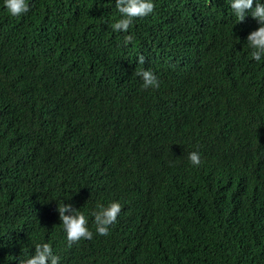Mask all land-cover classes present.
Segmentation results:
<instances>
[{
  "label": "trees",
  "instance_id": "trees-1",
  "mask_svg": "<svg viewBox=\"0 0 264 264\" xmlns=\"http://www.w3.org/2000/svg\"><path fill=\"white\" fill-rule=\"evenodd\" d=\"M28 2L14 18L0 0V264L37 243L60 264H264L251 14L239 23L231 0H154L117 33L116 0ZM137 69L159 89L143 90ZM114 201L118 220L99 236L91 213ZM61 203L86 216L91 240L67 247Z\"/></svg>",
  "mask_w": 264,
  "mask_h": 264
},
{
  "label": "clouds",
  "instance_id": "clouds-1",
  "mask_svg": "<svg viewBox=\"0 0 264 264\" xmlns=\"http://www.w3.org/2000/svg\"><path fill=\"white\" fill-rule=\"evenodd\" d=\"M255 3V6H254ZM4 7L11 17H20L31 11L28 0H4ZM115 8L119 18L111 24L114 32L128 33L133 22L137 19L150 16L155 11L154 0H116ZM230 8L239 21L244 22L247 14H251L259 27L247 36V45L250 51V58L256 62L264 60V3L258 0H231ZM132 35L124 36V46L133 44ZM146 58L143 55L138 57V64L143 65ZM134 75L142 80V89H159L160 81L153 71L137 69ZM188 160L193 167H199L201 156L199 152L192 151L188 154ZM122 210L119 202H111L107 206L97 205L91 215L94 217L96 233L99 236L110 235L112 226L117 222ZM57 212L62 222L63 231L66 234L67 247L72 248L78 245L81 240H91L93 232L88 228L86 216L74 208L71 203L58 204ZM35 252L27 258H20L19 264H60V257L53 252L49 243H37Z\"/></svg>",
  "mask_w": 264,
  "mask_h": 264
}]
</instances>
